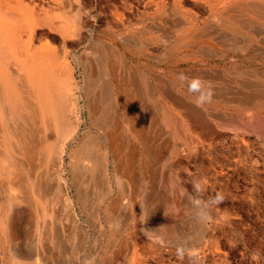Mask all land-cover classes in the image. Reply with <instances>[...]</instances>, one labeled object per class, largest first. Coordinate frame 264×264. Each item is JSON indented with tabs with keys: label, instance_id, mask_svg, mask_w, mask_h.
I'll return each instance as SVG.
<instances>
[{
	"label": "rangeland",
	"instance_id": "374dc122",
	"mask_svg": "<svg viewBox=\"0 0 264 264\" xmlns=\"http://www.w3.org/2000/svg\"><path fill=\"white\" fill-rule=\"evenodd\" d=\"M79 1V16L94 15L83 36L54 40L69 60L89 53L113 20L111 0ZM148 1L131 0V29L148 47L147 144L122 124L135 154L132 183L102 144L93 152L109 163L103 182L85 185L87 212L75 187L68 190L72 208L57 200V186L45 213L16 198L22 192L0 176V264H264V10L260 16L236 11V23L226 24L219 18L223 6L241 0H219L213 10L202 0ZM191 27L214 29L212 43L182 46L197 40ZM197 50L212 56H183ZM145 62L136 55L135 64ZM84 117L66 145L61 181L73 180L71 154L83 135L95 133ZM43 121L35 115L19 124L30 133L43 130ZM38 152L42 176L50 160Z\"/></svg>",
	"mask_w": 264,
	"mask_h": 264
},
{
	"label": "bare ground",
	"instance_id": "6f19581e",
	"mask_svg": "<svg viewBox=\"0 0 264 264\" xmlns=\"http://www.w3.org/2000/svg\"><path fill=\"white\" fill-rule=\"evenodd\" d=\"M202 1L213 10L219 0ZM153 2L165 4V0H149L147 6ZM249 6L252 10L258 8L257 3ZM133 7L131 0L115 4L113 20L107 22L108 34H98L88 54L69 60L67 50L57 51L52 40L57 38L56 34L64 42L67 37L83 36L82 27L89 20L79 16L81 7L77 8L76 0H53V3L51 0H0V124L3 127L0 176L8 188L22 192L23 195H15L16 198L23 197L29 205L40 207L45 213L51 210L49 202L57 186V200L69 207L74 206V202L68 190L75 187L81 208L87 212L85 185L89 181L103 182L101 175L106 173L109 163L106 156L99 157L93 152L95 146L105 145L117 158L119 170L128 184L133 181L135 154L122 131V124L126 123L128 131L144 145L148 142V47L142 40H136L131 29ZM214 32L203 27L196 38L204 43L213 38ZM136 55L143 56L146 62L135 64ZM76 68L80 79L75 76ZM26 92L39 100L42 110L39 119L43 121L45 117L43 130L29 133V128L19 124L21 121L31 123L33 118L26 113L28 107L23 97ZM83 117L95 133L92 137H89L90 131L83 135L76 152L71 154L73 168L69 172L73 180L61 181L66 145L80 133ZM38 151L44 152L46 160H50L48 172L44 171L42 176L41 164L36 161ZM145 152L143 160L148 163L152 145ZM56 177L57 185L48 181ZM76 221L73 216L72 223ZM43 228L52 237L51 228L45 225ZM48 263L40 260L36 264Z\"/></svg>",
	"mask_w": 264,
	"mask_h": 264
},
{
	"label": "crops",
	"instance_id": "0c3cea01",
	"mask_svg": "<svg viewBox=\"0 0 264 264\" xmlns=\"http://www.w3.org/2000/svg\"><path fill=\"white\" fill-rule=\"evenodd\" d=\"M51 1L53 3V0H51ZM72 1L75 2V0H72ZM120 2H121V0H111V5L112 6H111L110 10H112V13H113V10H114V5L115 4L117 5ZM255 3L258 4V8L256 10L250 9L249 4H255ZM76 4H77V8H78V6L81 7V2L79 0H76ZM88 5H84V6H88ZM223 7H224V9L221 11V14L219 15V18H221L223 20V22L226 23V24H228V23H234V22L236 23V13H235L236 11H242V12H245V13L250 14V15L260 16V14L262 13V11L264 10V7L261 6V2H259L258 0H241V1H239V3L236 6H229L228 7V5H225ZM81 9H82V7H81ZM93 17H94V15L91 12H87V19H92ZM83 19H85V18H83ZM191 31H193V33H190V34L193 35L192 38L197 39V41L191 40L192 41V44H185L184 43L182 46H190V45H193V44L195 46V45L199 44L198 43V40H200V39L199 38H196V37H197V35H199V32L201 31V29H199V28H192L191 27V29H190L189 32H191ZM252 31L253 32H256L257 30L252 28ZM195 35H196V37H195ZM67 38L73 39L71 37H67ZM209 41L207 43L208 44L209 43L211 44L212 43L211 42L212 39H210ZM236 42H239L240 43V41H236ZM54 43H55V41L52 40V45L53 46H54ZM194 46H193V48H195ZM199 51L200 50H197V52L195 51V52H192V53L187 52L183 56L184 57H188V56L192 55L193 58H202V59L203 58H206V57L208 58V57L212 56L211 52H209L208 50H204L203 51V54L202 53H198ZM196 53H198V54H196ZM23 97H24V103L25 104H26V100H27V104L25 105V106L28 107V111H26L27 115L28 116H32V117L35 116V115H37L38 118H39V115L41 114V111H42L41 108H40L39 100H36L33 95L28 94L27 92L26 93H23ZM2 128L3 127L0 124V129H2Z\"/></svg>",
	"mask_w": 264,
	"mask_h": 264
},
{
	"label": "water",
	"instance_id": "95a60500",
	"mask_svg": "<svg viewBox=\"0 0 264 264\" xmlns=\"http://www.w3.org/2000/svg\"><path fill=\"white\" fill-rule=\"evenodd\" d=\"M213 258L215 257V255H211Z\"/></svg>",
	"mask_w": 264,
	"mask_h": 264
}]
</instances>
